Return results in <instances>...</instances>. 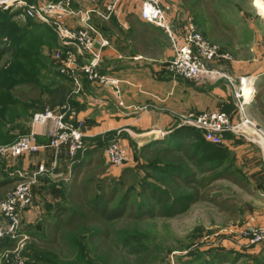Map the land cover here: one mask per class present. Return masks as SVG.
<instances>
[{
	"label": "rangeland",
	"instance_id": "rangeland-1",
	"mask_svg": "<svg viewBox=\"0 0 264 264\" xmlns=\"http://www.w3.org/2000/svg\"><path fill=\"white\" fill-rule=\"evenodd\" d=\"M218 5L228 12L231 22L239 25V35L237 37L233 30H229V28H233V25H231L224 31L226 35L220 36L225 43H214L206 38L201 30H198L210 44L216 45L220 51L229 56V59L232 58V54H236V49L257 48L261 42L264 48V0H229L228 2L223 0ZM3 6L0 5V19L9 16L15 23L12 26H7V30H13V28H18L20 24L25 26L28 23L27 19L29 18L23 8L16 5H10L7 8H3ZM10 18L7 19V24L12 23ZM47 27L52 30L51 26L47 25ZM10 36L14 37L12 31ZM234 39H236V42L238 41L237 44L240 42L238 48L234 46ZM228 43H232V45ZM50 46L51 48L45 46L39 55V64L42 65V68L39 74V83L36 87H32L30 84L15 86L17 84L16 80H20L22 77L19 78L17 73L14 74V62L17 58V53L14 49L0 53V82L4 78L7 83L6 87L9 88L11 86L12 94L23 100L27 99V104H30L38 96L39 92L41 98H47L49 93L45 91V88L47 86L50 88V86L60 81L58 72L52 62H50V54L54 51V44H50ZM208 65L214 67V62ZM250 69L252 72L253 68L251 67ZM221 72L228 78H236L234 74L226 69H221ZM247 75L254 76V74H242L231 82L226 77H219L228 82L233 92V99L231 97L227 99V104L233 105L231 113L228 112L233 121H237L241 114L235 97V90L240 85L238 78ZM51 91L53 90L51 89ZM3 92L4 90L0 89V100H4L6 105L14 97L11 93H9L11 96L1 94ZM31 103H33L31 107H27L23 114H28L30 110L34 112L39 110L35 106L36 102ZM34 107L36 110L33 109ZM19 108L20 105L17 110ZM3 111L2 104L0 105V119L4 117L1 115ZM244 114L252 120V115L247 112L246 106ZM5 124V122H0V137H15L21 133L18 132L16 127L11 126L12 123ZM194 135L192 137L194 140H189L192 141L189 145L194 147L199 142L202 144L201 149H197L198 155L203 168L210 170L203 173V169L201 170L184 157H181L183 145L174 146L172 155L181 157L179 160L182 161L178 163V166H184V169L195 172L198 176H215L213 177L215 180L208 184L201 193L205 198L213 199L212 201H197L190 205L187 211L174 217L134 220L122 216L113 219L106 223L109 232L106 240L98 238L96 233L101 230V227L96 224L79 227L76 231L64 229V233L57 238L55 244L48 240L49 243L46 246L48 249H45V245L39 242L45 237L44 222L53 221L51 215L57 205L69 206L65 199V191L69 183L73 158L68 156L67 163L71 162L69 167L63 166V164L57 170L51 167L48 173V176L54 180V182L49 184L50 187H55L56 190L55 195L51 192L50 196L54 201L47 207L35 211L37 216L33 218L34 220L22 221L21 226H19V235H26L28 239L20 253H15V257H18L17 260L7 248L15 245L14 239L8 235L0 240L2 246L0 248V264H217L215 259L212 260V255L223 254L229 257L228 261L223 264H254V260L260 256L261 251L264 249V240L251 244L248 240L239 237L230 230L231 228L241 229L248 219H246L247 214H249L244 211L246 209L251 210L253 207L252 200L256 196H253L250 190H245V188L239 187L224 178H218V176L224 174L225 172L223 171L226 170H237L241 174L243 171L252 173L255 169L260 168L262 166L260 162L261 156L255 149L259 145L255 141L249 140L248 136L241 132L225 133L223 135V144L215 146L206 142L203 143L199 134ZM164 136L161 137L165 138ZM249 137L253 138V135ZM239 142L246 145H241ZM167 144L169 145V143ZM149 150L151 148L142 150L141 147H133L130 152L127 151V159L123 164L116 166L121 168V170L124 167H132L134 174L130 176L136 175V179L131 177L127 179L125 185L117 193L112 205L118 204L128 197V203L132 207L134 206V209L146 206L147 199L140 193V184L143 182H147L150 187L168 190L171 196L189 192L188 188L179 186L174 181H171L170 170L167 171L168 167H165L167 165L159 163V159L150 158ZM87 152L88 150L83 155L88 154ZM103 156L104 154H99L95 157H101L104 160L107 174L115 182L120 183L121 171L118 175L110 173L112 165ZM13 169L15 167H7L6 171L17 173ZM86 169L88 168L83 170ZM172 171L174 172L175 170L173 169ZM8 176L13 177L12 174ZM245 179L248 182L249 189L254 187L256 180L253 176ZM9 238L13 240L11 244L8 243L10 241ZM3 246H6V248L3 249Z\"/></svg>",
	"mask_w": 264,
	"mask_h": 264
},
{
	"label": "crops",
	"instance_id": "crops-1",
	"mask_svg": "<svg viewBox=\"0 0 264 264\" xmlns=\"http://www.w3.org/2000/svg\"><path fill=\"white\" fill-rule=\"evenodd\" d=\"M68 1L75 10L87 8L94 10L91 13V22L107 40V45L101 48L99 71L117 80L120 95L119 98L116 97L113 86L91 83L84 77L80 78L81 89L71 94L74 89L73 83L63 75L59 76L53 60L60 81L50 88L49 86L45 88L49 96L44 98V105L45 108L53 109L64 101L69 102L77 118L83 123L82 132L89 150L96 151L94 157L103 155L102 149L109 140L118 142L130 152L133 147H142L151 141L163 139L159 137V131L166 132L165 135L173 131L176 126V113L216 108H224L231 113L233 105H228L227 99L234 96L228 82L223 78L196 84L190 79L174 75L168 68V61L173 54V39L177 43L181 41L188 17L193 20L197 30H201L203 35L214 43H225L220 36L226 35L224 31L231 25L233 33L238 37L239 25L231 22L228 12L218 5L223 0H164L170 6V10L167 11L170 32L140 19V0H122L118 11L107 19L99 16L97 11H103L105 3L109 0ZM65 22L70 27L78 26V15L66 17ZM220 22L225 23L227 28L220 25ZM38 23L47 26L45 23ZM214 27L218 29L216 34L211 32ZM55 40L54 51L60 47L56 37ZM235 40L234 46L238 48L240 42L237 44L238 41ZM236 50L231 59L214 61V67L220 71L226 69L236 78L246 73L254 74V89L251 100L246 104V110L264 133L263 44L259 43L257 48ZM119 101H122V104ZM35 130L39 132L37 135L39 143L46 145L48 142L46 128L36 126ZM257 145L259 148L255 149L261 156L262 166L252 173L247 171L241 173L247 179L253 176L256 180L254 187L250 188L253 196H256L252 200L253 207L244 212L249 213L246 219H253V224L264 225V137H260V143ZM67 161L68 156L64 147L55 153L50 147L44 146L35 153L22 154L13 161L0 164V199L12 187V183L1 184L8 179L7 167H15L24 174L36 171L39 166L47 170V173H42L32 184V202L19 213V226L22 221L34 220L33 218L37 216L35 211L47 207L54 201L50 196L51 192L55 195L56 190L55 187L49 186L54 180L48 173L51 167L56 170L62 164L69 167L71 162ZM120 171L121 168L112 166L110 173L118 175ZM0 222L6 225L2 217Z\"/></svg>",
	"mask_w": 264,
	"mask_h": 264
},
{
	"label": "built area",
	"instance_id": "built-area-1",
	"mask_svg": "<svg viewBox=\"0 0 264 264\" xmlns=\"http://www.w3.org/2000/svg\"><path fill=\"white\" fill-rule=\"evenodd\" d=\"M121 1L109 0L105 3L104 10L97 11V14L104 19L110 18L118 11ZM0 5H4L3 8L10 5L19 6L23 8L28 18L52 27L60 44L52 57L57 71L73 83L74 89L71 94L81 89L80 78L84 77L91 83L113 86V92L119 98L117 80L99 71L101 48L107 45V40L91 22L93 9L75 10L68 0H0ZM168 10L170 6L164 0H140L139 17L170 32ZM70 15H78V26L70 27L66 24L65 19ZM225 59H229V56L220 51L216 45L210 44L197 30L193 20L188 17L181 41L177 43L173 39L172 60L168 61V68L174 75L190 79L196 84H204L222 76L231 82L233 78L224 76L223 72L208 65L216 60ZM238 81L240 85L235 90V97L241 114L237 121H233L229 114L220 108L200 112H180L175 114V128L196 129L206 141L215 145L223 144V135L227 132H241L248 136L249 140L259 144L260 137L263 138L264 133L244 114V108L252 98L255 77L247 75L238 78ZM248 86L250 89H246ZM119 103L122 104V101ZM30 126L28 133L18 136L12 142H0L1 161L9 162L22 154L35 153L44 146L50 147L55 153L64 147L68 156L74 158L86 144L82 132L83 123L77 118L75 110L68 101H64L53 109L45 108L34 112ZM36 126L46 128L45 133L48 137L46 145L39 143L37 139L39 132L35 130ZM165 134L166 132L159 131L160 136ZM251 135L253 138L249 137ZM103 154L112 166L122 165L127 159L126 148L116 141H109L103 149ZM46 171L43 166H39L30 174L17 170L19 178L0 199V217L6 221L5 226L0 222V238L9 235L14 239L15 245L9 248V252L14 254L16 260L18 257H15V253H20L28 239L26 235H19V213L30 206L31 186L40 174ZM252 220L251 218L247 220L241 229L231 228L230 231L245 238L251 244L263 241L264 225L253 224Z\"/></svg>",
	"mask_w": 264,
	"mask_h": 264
},
{
	"label": "trees",
	"instance_id": "trees-1",
	"mask_svg": "<svg viewBox=\"0 0 264 264\" xmlns=\"http://www.w3.org/2000/svg\"><path fill=\"white\" fill-rule=\"evenodd\" d=\"M9 18L10 17L7 16L0 19V53H4L9 49H14L17 53V58L14 62V74L17 73L19 78L21 76L22 77L20 80H16L17 84L15 86L20 84H30L32 87H36L39 83V74L42 68V65L39 64V55L45 46L51 48L50 44L55 45L56 36L46 25L40 24L30 18L27 19L28 23L25 26L23 24L19 25L16 22L19 25L18 28L7 30V26L15 24L12 18L10 19H12L11 22L13 24H7V19ZM220 25L227 28L225 23L220 22ZM230 29L232 30V28H229V30ZM217 30L218 29L214 27L211 32L213 31V33L216 34ZM11 31L13 32L14 37L10 36ZM50 58V62H52V53L50 54ZM59 76H61V74ZM6 86L7 83L3 78L0 82V89L4 90V92L1 94H8L11 96L12 88L11 86L9 88ZM12 96L14 97L13 100L6 105L4 104V100H0V105L3 104L4 109L1 114L4 117L0 119V122H5L6 124L12 123L11 126L14 128L16 127L18 132L21 133L15 137H0L1 143L12 142L18 136L29 132V123L34 111L30 110L28 114L23 113L27 107H31V104H33L31 102H36L35 106L39 108L37 111L45 109V99L40 97V92L38 96L30 102V104L26 103L27 99L23 100L13 94ZM19 105L20 108L17 110ZM33 109L36 110L35 107ZM220 109L227 112L223 108ZM5 130H7V128H5ZM194 134H199L203 143L206 142L215 146V144H211L206 141L198 130L188 127H177L174 128L172 132L164 136L165 138L151 141L141 147L142 150L151 148L148 152L150 158L159 159V163L167 165L165 167H168L166 169L167 171L170 170L171 181H174V183L179 186L188 188L189 192L178 196H171L168 190L160 189L158 187H150L147 182H143L140 184V193L146 197L147 204L146 206H140L138 209H134V206L132 207L129 205L128 197L124 198L120 203L112 205L116 199L117 193L120 192V189L123 185H125L127 179L129 177L136 179V175L130 176L134 174L133 168L124 167L120 173V183H117L109 174H107L104 160L101 157L93 158L96 151L89 150V147L85 144L84 148L78 151L76 156L72 159L69 183L65 191V199L69 206L62 204L56 206L51 215L53 221L44 222L45 237H39L42 238V241L39 242L45 245V249H48L46 248L48 245L47 243H49L48 240H51V242L55 244L57 238L64 233V229L76 231L79 227H86L92 224H96L101 227V230L97 231L96 234L100 240H106L109 235L106 223L113 219L122 216H126L134 220H143L154 217H174L187 211L190 205L197 201H212L213 199L205 198V196L201 193L208 184L215 180V178H213L215 176H198L195 172L184 169V166H178V163L182 161L179 159L184 157L191 164L199 167L201 170L203 169V173L210 170L203 168V164L198 155L197 149H201L202 144L199 142V144L197 143L194 147L189 145V143H192V141L189 140H194L192 139V137L195 136ZM167 143H169V145ZM174 146L183 147L181 157L172 155ZM86 150H88V154L83 155ZM3 163L4 162L0 160V164ZM85 168L88 169L83 170ZM173 169L175 170L174 172L172 171ZM17 170V168L13 169L15 172H17ZM223 172L225 173L218 176V178H224L239 187L245 188V190H250L247 185V180L240 174L239 171L226 170ZM11 174L13 177L8 176ZM6 175L8 179L2 181L1 184L7 185L12 183L13 185L19 178L17 173L13 172L9 173L6 171ZM5 236L7 237L8 235L2 236L0 240ZM12 241L13 240L10 239L8 243L11 244ZM0 247H2L1 244ZM214 259L217 261V264H223L228 261L229 257L224 254L215 256L212 255V260ZM254 264H264V249L261 251L260 256L254 260Z\"/></svg>",
	"mask_w": 264,
	"mask_h": 264
},
{
	"label": "bare ground",
	"instance_id": "bare-ground-1",
	"mask_svg": "<svg viewBox=\"0 0 264 264\" xmlns=\"http://www.w3.org/2000/svg\"><path fill=\"white\" fill-rule=\"evenodd\" d=\"M246 89H250V87L248 86V87H246Z\"/></svg>",
	"mask_w": 264,
	"mask_h": 264
},
{
	"label": "water",
	"instance_id": "water-1",
	"mask_svg": "<svg viewBox=\"0 0 264 264\" xmlns=\"http://www.w3.org/2000/svg\"><path fill=\"white\" fill-rule=\"evenodd\" d=\"M97 46V45H96ZM170 60H172V58H170ZM159 137H160V135H159Z\"/></svg>",
	"mask_w": 264,
	"mask_h": 264
}]
</instances>
